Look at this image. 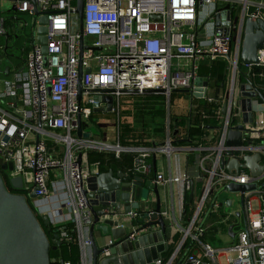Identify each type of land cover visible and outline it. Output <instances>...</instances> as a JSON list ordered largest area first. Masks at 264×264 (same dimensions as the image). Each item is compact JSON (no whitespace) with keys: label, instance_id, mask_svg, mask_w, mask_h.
Here are the masks:
<instances>
[{"label":"built area","instance_id":"built-area-1","mask_svg":"<svg viewBox=\"0 0 264 264\" xmlns=\"http://www.w3.org/2000/svg\"><path fill=\"white\" fill-rule=\"evenodd\" d=\"M76 1L11 0L15 12H8L0 0V13L11 16L6 26L5 17H0V161L7 165L1 171L8 180L21 177L20 194L29 200L48 201L57 193L65 195L60 205L69 210L70 222L74 223L79 264H92L89 225L85 223L90 213L82 190L86 179L100 171L97 162L88 161L87 153L94 150L118 156L133 148L103 140L99 130L92 128L90 116L95 101L91 91L111 90L104 94H110L113 102L129 93H159L169 98L172 92L182 89L205 92L198 98L189 93L190 108L201 113L202 118L218 116L220 123L214 144L198 147L196 179L202 182L201 195L186 233L197 218L199 221L205 203L216 190L229 183H255L256 189L243 194L238 229L226 251L229 264H264V49L258 51V64H239L244 21H264V0H85L82 32L75 25ZM223 11L228 12L227 18L216 27L215 16ZM19 15L29 17L32 27L28 45L20 49L23 64L17 67L6 59L9 44H14L28 25ZM40 16L46 17L43 35L38 32ZM210 25L212 33L207 31ZM41 36L45 38V53L36 42ZM218 58L229 62L223 74L224 87L216 95H209L214 90L209 81L205 86H197L194 81L204 77L199 64L202 60ZM79 65L83 72L80 100ZM247 84L250 89L244 92L255 94L249 109L252 121L244 124L242 144L227 146L231 119L241 111L238 101L242 97L236 99L234 93H241L239 87ZM220 98L224 103L218 112L212 105ZM200 100L206 105L202 106ZM165 144L156 150L170 152L169 138ZM253 154H259L258 164L263 167L258 175L246 169H226L228 161L236 159L241 163L244 156ZM140 163V172H146V165ZM180 181L185 190L193 186L187 173L167 178L159 174L156 183ZM32 193L35 198H30ZM116 215L132 223L138 212L131 209ZM137 227L131 224L130 241L143 232L136 231ZM197 233H202L200 227ZM58 234L61 242L72 240L64 230ZM110 243L108 240L106 245ZM108 253L106 248L102 256ZM217 254L216 249L205 245L204 254L190 252L180 264H211ZM170 262L157 259L153 264Z\"/></svg>","mask_w":264,"mask_h":264},{"label":"water","instance_id":"water-1","mask_svg":"<svg viewBox=\"0 0 264 264\" xmlns=\"http://www.w3.org/2000/svg\"><path fill=\"white\" fill-rule=\"evenodd\" d=\"M11 1V0H10ZM85 0L76 1V18L79 31L83 28V8ZM228 6L225 7V10ZM8 12H15V7L11 5ZM39 12L35 13V17ZM228 12L223 11L215 16V26H220V21L227 18ZM208 20L205 22L207 23ZM38 32L45 34L46 17L38 18ZM226 24V23H225ZM221 30L216 29L219 35ZM34 41L32 40V43ZM36 42L42 45L43 53L46 52L45 38H37ZM82 37L80 44L82 45ZM264 49V21L257 19L255 21L245 20L243 24V36L240 47L239 64L253 65L258 64V51ZM8 66L5 67L4 75L8 74ZM22 69V68H21ZM82 68H78V100L81 98ZM207 79L197 77L195 85H206ZM240 92L235 91L234 97H242L239 104L243 107L242 121L234 123V117L228 127L226 136L227 146H239L242 144V133L246 130L244 124L252 121V114L249 112L251 99L255 97L253 92H244L250 89V85L240 86ZM111 90L96 89L93 93V111H110L113 108V99L109 93ZM183 93H191L194 97H203L204 93L191 92L186 89L178 90ZM106 103L102 108L100 103ZM222 111H225L223 106ZM77 134L81 135L80 115L78 116ZM175 134V132H174ZM155 156V154H154ZM259 154H253L243 157V162L236 159L228 161L227 170L246 169L253 176L258 175L262 166H259ZM7 169V165L0 161V170ZM9 183L13 189L19 190L22 187L20 176L12 177ZM256 189V184H237L229 183L222 190L239 194L240 203H243V194ZM153 193L156 197L155 205H150L149 194ZM82 194L86 199L89 216L85 221L89 225V240L92 248V264H153L159 259L160 254L167 250L169 244L166 242L167 224L161 214L158 189L152 180H144L135 176L129 178L121 172L113 175L112 170L101 172L97 176H91L86 179L85 188ZM35 193L30 198H35ZM136 209L138 216L132 223L121 224L120 217L116 212H128ZM43 225L47 231H51V223L47 215L41 216ZM131 224H137L136 231L143 232L134 240L130 241L128 236L133 233L130 229ZM158 227V229H154ZM98 229L105 238H109L111 243L99 246L94 237V230ZM59 234L52 231V237L49 238L44 230L37 215L34 213L26 196L20 193H13L6 187V183L0 172V264H51L50 250L56 249L60 245ZM108 248L109 253L102 256L104 249ZM63 264V263H61Z\"/></svg>","mask_w":264,"mask_h":264},{"label":"crops","instance_id":"crops-1","mask_svg":"<svg viewBox=\"0 0 264 264\" xmlns=\"http://www.w3.org/2000/svg\"><path fill=\"white\" fill-rule=\"evenodd\" d=\"M213 23L215 24V22ZM207 27V31L212 33V25ZM14 61L15 59L12 60V57L8 54L6 62L12 63L10 65L20 67V64H14ZM225 63L229 64L225 58H218L216 60H202L199 63L201 64L200 72L204 76L201 78L207 79L209 81V86L212 85L214 87V90L212 89L208 92L209 95H216L215 88H217L215 85V80L212 77L211 65ZM5 65L7 64L4 62V66ZM222 84H220V88L224 87ZM178 92L183 93L181 91ZM172 93L170 94L169 98L163 95L164 100L162 101V110H164V116L163 118L159 117L162 121L160 124L162 126V131L158 130L160 126H157L156 124L149 127L146 126L141 129L136 127L132 120L123 121L121 116L124 115L130 117H142L143 115H148L151 118L149 119V123L150 120H155L156 116L153 115V113H148L149 107H147V105L144 103L142 98L143 95L136 93L124 94L117 100H114L113 108L110 111L100 110L97 112H92L93 115L91 114L90 116L92 128L99 130L101 139L113 144H119V125L121 123H128L136 130L138 129L137 131L145 136L142 141H148L151 144L149 146H143L141 144L136 146H127L129 148H133V150L122 151L125 153L137 154L139 157L138 165H136L132 175L128 174L127 172H123L118 168H109L106 171L112 170L113 175L121 172L124 175H127L129 178L138 176L144 180L150 179L156 185L160 200L161 214L167 224L166 242L169 244L168 249L164 250L159 257L163 263L171 261L169 264H179L190 252L195 251L200 252V254H204V246L210 245L218 252L216 257L213 260H210V263L229 264V254L227 253L226 248L235 239L238 229L237 221L240 215L239 210L241 208L239 196H236L237 209H233L235 202L233 199H225L223 201L218 200V196H215V193H213L211 198L205 203L203 212L200 214L199 221L197 218L195 225L190 229V232L186 233V230H188L190 227V223L195 216L198 199L201 195L202 182L196 179V176L198 175V147L214 144L216 141L220 120L214 124L213 117L202 118V125H205V134L202 141H199V143L196 142L195 145H192V142H190L188 139H184V145H173L172 140L174 136L176 134L183 136V132H178V130H175V128L172 127L171 116H189L192 114V112L194 113L197 111H194L190 108L189 93H183L185 94L186 98L188 96L187 101L183 100L181 94L173 97ZM200 104L202 106L206 105L204 100H200ZM100 106L105 108L106 103L102 102ZM128 106H132L131 109L127 108L129 110H123ZM158 107L159 105H155V108L159 109ZM242 107L243 106L241 105V108ZM239 112L240 113H238L239 115L236 116L235 120L237 122L242 121L243 112L242 110ZM112 115L117 116L115 127L109 124V120ZM102 125L104 126L103 129L101 127ZM101 130L103 131V135ZM168 138L171 141L170 146L172 147L170 152L158 149L156 150V147L158 148L159 146H165V141ZM188 146L193 147V150H188ZM140 161H143V163L146 165V172H140V170L142 171V165ZM183 173H187L189 178L192 179L193 186L190 188V190H185L181 181L173 184L156 183L157 176L159 174H161L164 178H167L169 176H182ZM64 198L65 195L63 193H57L48 201L35 199L31 200V202L36 213L40 216L47 215L51 225L54 226L69 223L71 220V214L69 210L62 208L60 205ZM149 201L150 205H155L156 197L151 192L149 194ZM188 202L192 204L187 206L189 210L186 208V204H188ZM120 212H123V210ZM226 217H228V219H225ZM119 219L121 224H128V219L126 220V218L123 217H120ZM198 227L202 229V233L199 235L197 233ZM154 229L156 230L158 227H155ZM176 234H179L180 237L178 241L174 242V237ZM94 237L99 246H103L109 240V238H105L102 235V232L98 229L94 230ZM187 243L189 244L187 245ZM166 254L168 255L167 259L163 260V257Z\"/></svg>","mask_w":264,"mask_h":264},{"label":"trees","instance_id":"trees-1","mask_svg":"<svg viewBox=\"0 0 264 264\" xmlns=\"http://www.w3.org/2000/svg\"><path fill=\"white\" fill-rule=\"evenodd\" d=\"M237 10L233 12V17H235V13ZM4 16L5 17V23L4 25L6 26L9 24L11 20L10 13H0V17ZM15 36V35H14ZM13 37V35H12ZM222 64H213L211 65V72H212V77L215 80V85H216V91L220 88V84L223 83L224 81V75L223 73L221 74V69ZM223 69V67H222ZM221 69V70H222ZM258 69H256V72ZM182 95L183 93H180L178 91H174L172 93V96L175 97L177 95ZM144 103L149 107V112L148 113H153V115L163 118L164 116V110H162V101L164 100V96L159 93H147L142 96ZM223 99H218V102L214 103L212 106L214 107L215 111H220L221 107L223 105ZM155 105H159V109L155 108ZM97 114V113H94ZM93 115V114H92ZM217 115V114H216ZM219 117L214 116L213 117V122L214 124L219 122ZM206 122V121H204ZM202 116L201 113L198 112H192L191 115L189 116H179V115H174L171 116V124L172 127L175 128V130H178V132H183V136L175 135L172 144L179 146V145H184L185 141L184 139H188L190 142H192V145H195L196 142L199 143V141H202L203 136H204V128L205 125H202ZM159 131H162V126L158 128ZM144 136L142 133H139L135 128H133L130 124L128 123H121L119 125V144L123 147L127 146H136V145H143V146H149L151 145L150 142L148 141H142ZM88 156V161L90 163L97 162L99 164V171L104 172L109 168H118L123 172H127L128 174L132 175L133 170L136 168V165H138V155L134 153H125L122 152L118 156H115L114 153L112 152H97V151H88L87 153ZM2 177L6 183V187L8 190H10L13 193H22L20 190L13 189L3 173L1 171ZM28 204L34 211V213L37 215L39 221L41 222L44 230L46 231V234L49 238L52 237V231L60 233L61 230H64L65 232L68 233V235L72 238L70 241L63 240L60 245L54 249L50 250V262L51 264H79V249L78 245L75 242L76 238V233H75V227L73 222H69L66 224L62 225H51L52 230L47 231L46 226L43 225V222L41 220V216L38 215L33 207V204L31 200L28 199ZM192 205L191 203L188 202L186 204L187 206ZM187 210H189L187 208ZM180 235L176 234L174 237V242L179 240ZM189 242V241H187ZM189 243H187L188 245ZM171 251V250H170ZM170 253V252H169ZM168 253V254H169ZM167 254L164 255L163 260L167 259ZM182 262V261H181ZM180 262V263H181ZM179 263V264H180Z\"/></svg>","mask_w":264,"mask_h":264},{"label":"rangeland","instance_id":"rangeland-1","mask_svg":"<svg viewBox=\"0 0 264 264\" xmlns=\"http://www.w3.org/2000/svg\"><path fill=\"white\" fill-rule=\"evenodd\" d=\"M10 5H11V2H10V0H3V2H2V7H3V9L4 10H8L9 9V7H10ZM20 19H22V20H26L27 21V24L28 25H26V28H25V30H24V33L23 34H20V37L18 38V40L16 41V40H14L15 42H14V44L12 43V44H9V48H8V54H9V56H11L12 57V60H14V59H19L20 57H21V51H20V49H21V47L22 46H27L28 45V43H29V40H28V38L27 37H30V35H31V20H30V18L29 17H27L26 15H19L18 16ZM24 42H26L27 44L26 45H23L24 44ZM227 63H228V61H227ZM226 66H227V64L225 63V64H222V67H223V69H222V67H221V69H220V71H221V74L223 73L224 74V70H225V68H226ZM182 97H183V100H188V96H187V98H186V96H185V94H182L181 95ZM129 105V104H128ZM131 105V104H130ZM131 107L132 106H128V107H125V109H123V110H129V109H131ZM127 108H129V109H127ZM122 110V111H123ZM121 111V112H122ZM179 111V110H178ZM122 118H123V121H127V120H132L133 121V123H134V125L136 126V127H139V128H144V127H149V126H153V125H159V126H161L160 124H161V120H160V118L159 117H155V120L154 121H151L150 120V123H149V119H151L150 118V116H148V115H143L142 117L140 116H135V117H130V116H121ZM159 118V119H158ZM122 120V119H121ZM116 122H117V116L116 115H112L111 117H110V120H109V124L111 125V126H113V127H115L116 126ZM102 127V129H103V125L101 126ZM138 130V129H137ZM149 131V130H148ZM101 132H102V135H103V131L101 130ZM101 135V136H102ZM145 137V136H144ZM159 140H161V139H159ZM224 190H222V189H218V190H216L214 193H215V196H218L217 197V199L218 200H225V199H233L235 202H234V205H233V209H237V202H236V199H237V197L236 196H238V194H236V193H231V192H228V191H224Z\"/></svg>","mask_w":264,"mask_h":264},{"label":"flooded vegetation","instance_id":"flooded-vegetation-1","mask_svg":"<svg viewBox=\"0 0 264 264\" xmlns=\"http://www.w3.org/2000/svg\"><path fill=\"white\" fill-rule=\"evenodd\" d=\"M14 64H20V66H22L23 63L20 59H15Z\"/></svg>","mask_w":264,"mask_h":264}]
</instances>
